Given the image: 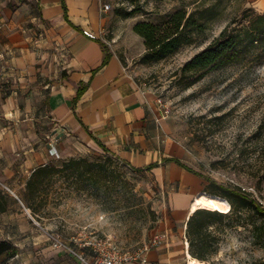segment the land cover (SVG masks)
<instances>
[{"label":"rangeland","instance_id":"374dc122","mask_svg":"<svg viewBox=\"0 0 264 264\" xmlns=\"http://www.w3.org/2000/svg\"><path fill=\"white\" fill-rule=\"evenodd\" d=\"M223 1L225 10L208 25L207 38L201 44L186 45L157 62H140L146 47L133 26L139 22L161 24L175 11H190L203 0H113L102 39L153 103L162 117L165 134L181 151L179 159L198 173L203 186L209 179L240 188L264 206V64L227 66L189 86L178 80L182 65L216 38L240 9L264 12L262 0ZM132 9L141 12L129 18L122 16ZM36 118L42 143L47 141L45 133L52 124L43 111ZM51 150L54 160L50 165L60 167L63 161L82 158L86 162L80 171L91 169L94 177L75 179L70 171L54 174L44 188L28 194L24 204L34 219L29 229H19L17 221L0 217V243L17 250L6 264H81L73 255L53 249L48 233L71 246L78 235L109 238L132 257L140 255L155 235L173 232L174 239L185 235V218L172 220L171 188L158 183L149 172H137L96 150L83 148L66 157ZM99 168L102 171L97 173ZM8 196V206L22 208L13 196ZM34 209L37 216L32 214ZM226 214L236 226H228V221L218 224L217 251L205 263L264 264V216L248 209L236 215L231 208Z\"/></svg>","mask_w":264,"mask_h":264},{"label":"crops","instance_id":"0c3cea01","mask_svg":"<svg viewBox=\"0 0 264 264\" xmlns=\"http://www.w3.org/2000/svg\"><path fill=\"white\" fill-rule=\"evenodd\" d=\"M101 4L0 0V189L22 206H7L0 217L17 221L19 229H29L34 220L24 204L27 182L36 168L53 164L51 148L62 157L83 148L96 150L149 172L171 188L174 222H187L194 193L205 188L194 172L165 162L176 158L183 163L181 151L165 134L153 103L102 39L109 11L103 12ZM79 88L83 93L73 103ZM40 111L52 124L42 143L36 129ZM173 234L143 255L145 263L142 256L126 264H186L185 235L174 239Z\"/></svg>","mask_w":264,"mask_h":264},{"label":"trees","instance_id":"16d2710c","mask_svg":"<svg viewBox=\"0 0 264 264\" xmlns=\"http://www.w3.org/2000/svg\"><path fill=\"white\" fill-rule=\"evenodd\" d=\"M223 2V0H203L190 11L186 9L175 11L161 24L136 23L133 31L143 38L146 47L140 62L143 64L157 62L172 56L186 45L201 44L207 38L208 25L218 20L225 10ZM138 12H141V9H132L122 16L129 18ZM240 63L264 64V12H257L252 8L240 9L216 38L182 65L178 80L189 86L209 72ZM83 90V88L77 90L73 103L79 99ZM85 162L82 158L70 159L63 161L60 167L45 165L36 168L27 182L28 194L37 191L38 185L43 181L62 172H72L75 179L83 175L93 178L91 169L80 171L81 164ZM165 162H173L193 172L176 158H167ZM151 168L153 166L148 167ZM100 169L97 173L102 171ZM134 170L141 172L139 169ZM205 180L207 184L202 191L227 199L232 213L238 215L242 210L248 209L259 216H264V206L251 200L245 190L227 187L209 179ZM8 202V194L0 189V214L7 210ZM228 220H230L229 216L219 211L197 209L192 213L185 228L190 256L205 262L209 256L216 253L220 240L216 228L218 224ZM228 226L235 227L236 224L228 221ZM16 254L17 250L10 244L0 243V264H6V260Z\"/></svg>","mask_w":264,"mask_h":264},{"label":"built area","instance_id":"2783aa9c","mask_svg":"<svg viewBox=\"0 0 264 264\" xmlns=\"http://www.w3.org/2000/svg\"><path fill=\"white\" fill-rule=\"evenodd\" d=\"M112 1L113 0H101V10L103 12H108L111 9ZM84 34L91 39L95 38L91 33L84 32ZM47 238L53 249L73 255L81 264H126L135 258L142 257L150 249L160 246L168 239V235L166 233L155 235L150 239L149 245L136 257L121 252L112 244L109 238L98 240L87 235H83L82 237L78 235V237L73 239L74 246L62 241L60 237L55 234L48 233ZM145 262L146 259L143 256L142 263ZM186 264H188V261H186Z\"/></svg>","mask_w":264,"mask_h":264},{"label":"bare ground","instance_id":"6f19581e","mask_svg":"<svg viewBox=\"0 0 264 264\" xmlns=\"http://www.w3.org/2000/svg\"><path fill=\"white\" fill-rule=\"evenodd\" d=\"M261 3L264 7V0H262ZM230 208L231 205L227 199L220 196L211 195L206 192H199L191 200L188 217H190V215L197 209H207L227 213L229 212ZM187 261L188 264H206L205 262L198 261L197 259L191 257L189 253H187Z\"/></svg>","mask_w":264,"mask_h":264}]
</instances>
